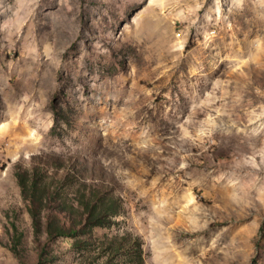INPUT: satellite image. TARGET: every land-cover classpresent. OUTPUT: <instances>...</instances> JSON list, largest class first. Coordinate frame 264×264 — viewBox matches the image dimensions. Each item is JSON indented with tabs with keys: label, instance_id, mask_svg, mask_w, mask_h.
<instances>
[{
	"label": "rangeland",
	"instance_id": "1",
	"mask_svg": "<svg viewBox=\"0 0 264 264\" xmlns=\"http://www.w3.org/2000/svg\"><path fill=\"white\" fill-rule=\"evenodd\" d=\"M16 165L117 197L94 237L145 264H264V0H0V264H35Z\"/></svg>",
	"mask_w": 264,
	"mask_h": 264
},
{
	"label": "trees",
	"instance_id": "2",
	"mask_svg": "<svg viewBox=\"0 0 264 264\" xmlns=\"http://www.w3.org/2000/svg\"><path fill=\"white\" fill-rule=\"evenodd\" d=\"M46 166L26 169L16 165L14 177L26 206L34 240L39 249L35 264H47L57 256L49 255L47 245L59 238H68L74 264H145L143 243L128 231L94 237L96 227H109L112 218L121 214L120 200L86 183L75 182L69 172L59 176L49 173ZM66 216L63 222L59 215ZM9 251L21 263L24 235L16 223L7 228ZM45 242L41 245L40 238ZM51 256V257H49Z\"/></svg>",
	"mask_w": 264,
	"mask_h": 264
}]
</instances>
